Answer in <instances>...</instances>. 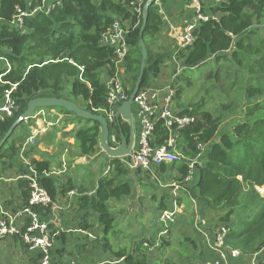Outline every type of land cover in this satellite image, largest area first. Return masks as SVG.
<instances>
[{"label": "trees", "instance_id": "obj_1", "mask_svg": "<svg viewBox=\"0 0 264 264\" xmlns=\"http://www.w3.org/2000/svg\"><path fill=\"white\" fill-rule=\"evenodd\" d=\"M43 1L0 0V44L4 48L3 54L13 65L5 78L11 83H18L12 94L17 109L13 117L0 121V141L27 109L29 101L37 96L64 97L77 103L80 100L85 103V109L98 114L95 109L108 105L102 69L111 62L114 49L102 45L100 39L104 31L116 21L128 20L132 24L127 37L130 45L127 69L132 72L133 84L140 75V29L143 16L138 20L133 15L130 6L132 0H58L60 3L54 1L48 10V3ZM20 11L25 14L19 26L15 24V18ZM208 12L212 17L198 22L191 44L172 49L169 53L156 54L150 49L148 41L160 34L165 21L155 2L151 4L143 34L148 59L141 88L149 86L153 80L155 82L168 57L170 60L172 57L174 62H182L184 69L172 83L176 90L175 100L180 115H191L195 120L180 131L178 144L184 158L170 165L162 164L160 172L164 174L169 171L173 174L175 170L177 174L170 183L183 185V190L203 210L218 211L221 215L219 223L230 229L226 246L248 255L264 248V196L256 190V186L264 185V0H222L214 6L210 5ZM226 62L240 77L248 101L241 106L244 111L235 120L234 128L219 135L225 120L224 114L235 111L239 106L234 108L227 103L223 105L225 111L218 114H214L204 103L185 106L181 98L186 88L179 82L185 78L181 74L183 70L186 73L195 68H206L210 64H214L212 75L218 79V73H214V70L222 71V64ZM225 78L228 75H224ZM10 87V84H0V104ZM132 90L128 91L129 95ZM51 108L72 115L73 118L67 123L80 125L74 135L79 154L83 157L96 155L100 147V124L78 117L64 108ZM25 123L16 129L0 150V177H5L8 170L6 163L2 162L18 156L19 143L15 137L25 128ZM118 128L120 141V131L128 136L129 127L120 123ZM168 136V131L161 128L159 123L154 145L162 144ZM198 157L203 159L196 166L198 182L191 187L184 179L190 170L189 163ZM111 164L114 166L111 174L99 179L93 195H86L88 191L84 187H77L70 180L59 187L50 176H41L40 182L53 198L57 197L59 191L67 194L77 188L85 194L78 198V208L86 211V216L92 213L97 215L105 227V233H109L115 221L110 201L121 200L132 194L130 182L124 179L129 169L120 158H112ZM31 166L41 174L51 170V162L46 160L33 159ZM20 180L24 205H28V181ZM158 203L159 210L170 209L165 198ZM34 209L43 211V208ZM148 241L151 243L149 238ZM144 243L142 239L131 251L122 249L114 255L122 259L123 264H150V244L146 242V248Z\"/></svg>", "mask_w": 264, "mask_h": 264}, {"label": "crops", "instance_id": "obj_2", "mask_svg": "<svg viewBox=\"0 0 264 264\" xmlns=\"http://www.w3.org/2000/svg\"><path fill=\"white\" fill-rule=\"evenodd\" d=\"M155 5L157 6L159 13L163 16L165 23L160 34H158L154 40L159 42L160 45L158 47H161V49L167 48L172 51V49L178 48L176 33L181 29V27H186V25L193 20V17L196 14L195 6L190 0H155ZM205 14L210 13L207 12ZM142 16L144 18V11ZM179 18H181L182 21L180 25L178 24ZM126 22H128V20L121 23L123 24V26H125ZM129 23L131 27V22L129 21ZM167 60H170V58L168 57ZM171 62L172 61L170 60L169 63L171 64ZM105 70L106 67L102 70V73ZM104 73L107 78L106 72ZM128 74L129 72H127V78ZM169 74L170 73L166 72L165 74H163V78ZM171 74V77L176 76V73ZM163 78L160 83H162L163 85L167 84L168 80L163 81ZM130 84L131 89H134L135 84ZM149 85L157 86L154 81ZM37 97H44V95H40ZM77 104L83 107V104H81L80 102H78ZM135 111L136 109L133 110L132 114H134ZM37 113H44L43 115H40V117L42 119H45L46 123H44V121L39 118V120H29V122H31V125L37 126L39 123L40 126L47 127L48 129L39 134L34 145L28 146L26 151L27 159L30 162L33 159H36L38 161H50L51 170L61 171V173H57V175L55 174V176L53 177L57 181L56 183L58 187L70 180L77 187H84L88 191L87 193H85L86 195H93L98 187L99 179L103 176L108 177V175L111 174L114 168V166L111 164L112 157H109L107 154L105 155L104 153H102L103 150L100 151L99 147L98 153L96 155L85 156L90 157V160L87 161L85 157L79 154V150L75 146L76 140L74 135L80 125L73 122L67 123L70 119L73 118L72 115L59 113L58 109H53L51 107L38 108L36 109L34 114L36 115ZM64 116L69 117L70 119L67 122H62L61 120L62 118L64 119ZM56 121L59 122L56 123ZM52 122L55 124L49 126ZM120 123L129 127L128 136L125 134L127 137H129L131 125L130 122L125 119H121ZM140 128L141 123L139 122V132ZM59 129L61 130L59 131ZM117 129L119 133L118 126ZM181 130L182 129H179L177 133V145L178 149L181 151L182 157L184 158L182 148L178 144ZM45 136L51 137L49 139L50 144L48 145H43L41 143V140H46ZM135 143L136 138L134 135L133 148L137 149ZM17 146L20 151V145L18 144ZM19 151L17 158L11 161L2 162L6 163L8 170L5 177H0V205L2 206L0 207V212L5 211L8 214H15L17 210H20L21 208L27 206L24 205L25 201L22 194V188L20 187V179L25 178L17 179V177L21 174H29L30 170L28 166L25 165L24 161L20 158ZM63 158H65L66 160L65 166H63ZM102 158H106L105 162L107 164V167L104 168L101 173H99L97 166H95L94 164L96 162H100ZM201 159L202 158L198 157L196 160H193L197 161L196 166L198 165V163H200ZM160 166H154L152 169L153 174L148 173L146 174V176L142 175L141 172L129 170L130 172L134 173V176L131 179L128 178L129 174L127 175V180L132 186V194L122 198L124 200L122 201V204L125 205L124 207H126L127 204L128 212L129 210H132L128 208V206L130 207V202L135 201L136 198L141 196V194L143 193L141 192L142 190L146 191L148 190L147 188L153 187L154 184H156L153 180L158 182V180L160 181L161 178H163L164 174L171 175L172 177L177 174L175 170L172 171L173 174H169V171L163 174L160 172ZM196 166L194 169L193 180L191 182H188L191 187L198 182V169L196 168ZM82 169L87 171L88 174L83 175ZM8 174L10 175L8 176ZM147 180H149L148 183ZM184 182H186L185 179ZM171 184L174 185L175 188L176 185L180 186L176 188V191L179 189H184L183 185L176 184L174 182ZM171 184L168 185L170 186ZM73 190L76 191V194L70 204L67 203V200L65 199L67 194H62L59 191L57 193V197L54 199L57 202V205L61 207V209H56L55 211L43 209V211H40L41 218L49 222L54 233V255L57 257V259L66 264H123L122 259L115 257V255L111 257V259H109L110 257L108 256L107 251L105 252L104 250L110 247L109 243L105 242L104 245H102V243L100 242L105 238L108 239L107 236L109 233H105V227L101 222H99V218L97 215H95L94 213H92L91 215L88 214V216H90L88 218V216H86L87 212L81 211L78 208V198L85 194L80 193L77 188ZM176 193L179 194V191ZM176 193L173 194V197H162L165 198V201L171 198L170 200L172 201L168 202L170 208L168 210L176 211L177 213L176 222L174 223L175 225L173 226V228H176V225H178L177 227H179L180 229L179 236L184 234L186 237L191 235L193 237V239L191 240H185L186 243L189 242L187 244H190V247L186 248L185 243L184 248L186 249L184 250H186V252L188 253L187 255H185V257H180V260H178V264H212V262L215 261L219 256L217 251L211 246V241L214 237V234L221 225L219 223L221 222L219 221L221 216L220 213L216 210H203L194 199H191L189 193L185 190H182V195L184 196V198L180 197V195H177ZM159 212L161 213V210ZM185 212L193 217V220L195 219L194 224L192 221L191 224L188 225V221L185 219V217H187V215H185ZM17 224L22 227L21 221H18ZM164 228L165 227H163V230ZM99 233L100 235L104 233L103 239H101L103 235L100 236ZM176 236H178V234H176ZM99 237L101 238L98 239ZM87 244L89 245L87 246ZM38 261V251H30L20 236L0 239V264H21V262H24L25 264H38ZM154 262L160 263L161 259H154ZM247 263L248 262L246 256L231 260V264Z\"/></svg>", "mask_w": 264, "mask_h": 264}, {"label": "built area", "instance_id": "obj_3", "mask_svg": "<svg viewBox=\"0 0 264 264\" xmlns=\"http://www.w3.org/2000/svg\"><path fill=\"white\" fill-rule=\"evenodd\" d=\"M58 0H44L48 3L47 10L53 6V2ZM151 0H132L131 10L138 20L142 17L145 5ZM195 6V16L193 20L182 27L176 34L178 48H184L193 41V31L198 22L208 20L212 17L210 14L203 13L201 0H190ZM222 2V0H215ZM155 2V1H152ZM52 4V5H51ZM20 11L15 20L17 25L23 22V15ZM129 27L123 26L120 21H116L112 27L108 28L101 36L100 43L102 45L114 49V56L111 62L106 66L107 78L103 81L107 88V106L104 108L95 109L99 114H103L110 126V135L108 143L111 147H117L119 144L116 112L118 108L130 98L128 90L131 89V84L127 80L128 72V55L130 45L127 41L129 35ZM177 48V49H178ZM3 46L0 44V84H10L3 96L2 104H0V121H5L9 117L14 116V110L17 105L12 97L13 92L18 86V83H11L6 80V76L11 72L12 65L1 55ZM175 76L168 79L167 84H157V86H147L140 88L133 103V110L136 109L139 113L141 123V133L139 136V147L132 149V154L120 157L121 162L130 170L138 171L142 174L152 173L154 166L162 164H170L182 159L181 151L177 146V133L179 129H184L194 122V117L191 115H180L179 110L175 107V88L172 83ZM151 86V87H150ZM42 112V111H40ZM44 113L34 114L29 120L42 119L40 115ZM28 120V121H29ZM46 123L45 119H42ZM59 121H56V123ZM160 123L161 128L168 131L169 136L160 145H154L156 137L157 125ZM55 123H50L49 126ZM47 127L32 125V130L27 136L25 142L20 145L19 156L28 166L30 173L19 175L18 178L28 180L29 186V201L28 205L17 210L15 214H8L5 211L0 212V239L7 237L20 236L30 251H38V264H66L53 254L54 233L46 220L41 218L40 212L34 208H43L44 210L61 209L55 199L51 196L48 190L43 187L40 182L41 176L54 177L55 174L61 173L58 170L45 171L39 173L32 168L31 162L27 159L26 151L29 145H34L41 132L46 131ZM199 147L203 148L202 144ZM197 161L189 163V173L185 178L186 182H191L194 176V169ZM66 165V160L63 158V166ZM180 187L176 185V188ZM257 192L264 196V185L256 186ZM76 194L75 190L69 191L65 197L67 203H71ZM0 207H2L0 205ZM176 211L164 210L160 213V221L164 225L162 234H169L170 228L176 222ZM21 221L22 227L17 222ZM230 231L226 225H220L219 229L214 234L211 241V246L217 251L218 258L212 264H231L232 259L247 257V264H262L264 257V248L260 251L245 255L239 249H234L226 246V236Z\"/></svg>", "mask_w": 264, "mask_h": 264}, {"label": "rangeland", "instance_id": "obj_4", "mask_svg": "<svg viewBox=\"0 0 264 264\" xmlns=\"http://www.w3.org/2000/svg\"><path fill=\"white\" fill-rule=\"evenodd\" d=\"M95 1L98 2L99 0H95ZM201 1H202V7L204 10L203 11L204 14L208 12L210 5L214 6L218 3H221L215 0H201ZM181 22H182L181 18H179L178 24L180 25ZM126 24H125V27H129V28L132 27V24L130 27L129 21L126 22ZM260 29L262 30V28ZM154 39L155 38H153L151 42L150 40L148 41L150 45V49H152L154 53L156 54L169 53L170 51L169 49L167 48L161 49V47H158L160 44L158 41ZM3 52H4V49L1 51V55L4 58H6L12 65L10 59L5 54H3ZM171 60H172L171 64L169 63L168 60H165L164 62L165 65H163L162 67V72L164 71V74L166 72L170 74L163 78V75L161 72V75L155 80L156 84H162L160 83L162 78H163V81L168 80L172 75L171 73H176V76H177L178 73L182 69H184V67L182 66V62H179V61L174 62L172 57H171ZM222 65H223L222 71H216V70H214L215 72L213 71L214 73L216 72L218 73V77H217L218 79H215L212 75L214 64H210L206 68H195V69H192L190 72H186V73H183L184 71L183 70L181 74L182 75L184 74L185 78L183 80H180L179 82V85H183L186 88V91L184 92L183 97L181 98V102L185 106L198 105V104L204 103L209 110L213 111L214 114H218V112H224L225 110L223 109V105H227V103H230L234 108L239 106V108L235 109V111L226 112L224 114L225 120L219 132V135L226 131H231L234 128V125L236 124L235 120L239 119L240 113L244 111V109L241 108V106L244 105V103L248 101V98L244 96V91H243L244 85L240 83V77L237 76L236 72H234V69L232 68L231 64L229 62H226ZM175 69H176V72H175ZM104 72H106V70ZM104 72L102 73V80L103 79L106 80V76ZM224 75H228V78H225V80L223 79ZM127 80L130 83H133L132 72H129ZM79 102L83 104V106L85 105L84 102L82 103V101L80 100ZM174 104L176 107L177 106L176 100ZM239 109H241V112L239 111ZM58 112L63 113L59 110ZM133 117H134V125H135L134 135L136 138L135 144H136V147L138 148L139 143H140L139 135L142 130V128H140V132L138 130L139 122H140L138 111L134 112ZM69 119H70L69 117L64 116V119L62 118L61 121L66 122ZM29 124H30V128L26 129ZM31 128H32L31 122L26 121L25 128L20 130L15 137L19 145H22L25 142L26 137L30 134ZM61 129H59V131ZM46 136H45L46 140L44 139L41 140L42 141L41 143L43 145L50 144L49 139L51 137H46ZM100 151H102L101 147H100ZM85 158L87 159V161L90 160V157H85ZM105 161H106V158H102L100 162H96L94 164L95 166H97L99 173H101L102 170L107 167V164ZM82 173L83 175L88 174V172L85 171L84 169H82ZM9 175L10 174H8V176ZM142 175L146 176V174H142ZM128 176H129L128 178L131 179L134 176V173L130 172ZM124 179L127 180V176L124 177ZM172 179L173 177L171 175L164 174L163 178H161L160 181L158 180V182H156L155 180H153L156 183L154 184L153 187L147 188L148 190L146 191L142 190L141 192L143 193L141 194V196L136 198L135 201L130 202V207L128 206V208L132 210H129V212L127 211V204H126V207H124L125 205L122 204V201H124L123 199L122 200L112 199L110 201L109 205H110L112 213H114V216H115V223H114L115 226L112 230H110L107 236L108 239L106 238L103 239L104 233H102L103 235L102 236L100 235L101 232L99 233V235L102 236V238L101 237L98 238V239L100 238L103 239L100 241L102 245H104L105 242L109 243L110 247L108 249H104L105 252L107 251L108 256L110 257L109 259H111V257L114 256V253L116 251H119L122 249H125L127 252L131 251L132 249L135 248L136 243L142 239L143 241H145V243L146 242L149 243L148 238L151 240V243H149L150 246L148 250L150 253L149 254L150 264H178V260H180V257H185V255H187L188 252H186V250L184 249L190 247V244H187L189 242L186 243L185 240L193 239L192 235L186 237L183 234L179 236L180 229L179 227H177L178 225H176V228H173V226L175 225L174 223L170 228L169 234H165V235L160 234L164 225L160 221V214H159L160 210L158 209V206H159L158 202L161 200L163 196L173 197V194L178 191H179V194L177 193L176 194L184 198V196L182 195L183 189H179L176 191V188L174 187V185L170 183L172 182L171 181ZM148 182L149 180H147V183ZM168 184H171V185L169 186ZM170 199L167 201L168 202L172 201ZM185 215H187L185 219L188 221V225L191 224L192 221L194 224L195 219L193 220V217L188 215L187 212H185ZM176 234H178V236H176ZM154 241H157V243ZM145 243H144V246L147 248ZM185 243H186V248H184ZM88 245L89 244H87V246ZM154 259L155 260L161 259V262L156 263L154 262ZM262 261L264 262V258H262ZM21 264H25V263L21 262Z\"/></svg>", "mask_w": 264, "mask_h": 264}, {"label": "water", "instance_id": "obj_5", "mask_svg": "<svg viewBox=\"0 0 264 264\" xmlns=\"http://www.w3.org/2000/svg\"><path fill=\"white\" fill-rule=\"evenodd\" d=\"M152 1L148 2L144 8V18L142 22V26L140 29L141 39H140V47L142 53L141 60V71L140 75L135 83L134 89L130 95V98L122 103V105L118 108L116 112L117 123L120 124L121 119H125L130 122V136L127 137L125 133L121 130L120 137L121 140L117 147H111L108 143V138L110 135V126L107 118L103 114H98L91 112L75 101L64 97H56V96H44V97H35L31 99L28 103L27 109L21 114V116L15 121V123L10 127V129L6 132L2 140L0 141V150L3 148L5 143L11 138L16 129L23 123L29 120L32 115L35 113L38 108H46V107H59L64 108L70 112H73L76 116L96 121L101 126V136L99 140V145L102 148L103 152L112 158H120L122 156H126L132 154L133 149V138H134V121H133V103L136 95L138 94L140 88L143 84V75L144 70L147 66L146 61L148 59V49L144 40V30L147 24V19L149 15V9Z\"/></svg>", "mask_w": 264, "mask_h": 264}]
</instances>
